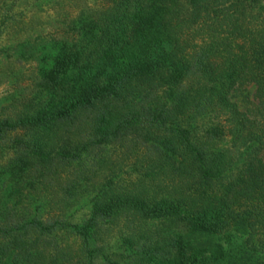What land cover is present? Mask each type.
Listing matches in <instances>:
<instances>
[{
  "label": "trees",
  "instance_id": "trees-1",
  "mask_svg": "<svg viewBox=\"0 0 264 264\" xmlns=\"http://www.w3.org/2000/svg\"><path fill=\"white\" fill-rule=\"evenodd\" d=\"M97 9L16 52L0 264H264V0Z\"/></svg>",
  "mask_w": 264,
  "mask_h": 264
},
{
  "label": "rangeland",
  "instance_id": "rangeland-1",
  "mask_svg": "<svg viewBox=\"0 0 264 264\" xmlns=\"http://www.w3.org/2000/svg\"><path fill=\"white\" fill-rule=\"evenodd\" d=\"M103 0H20L10 12L11 18L0 25V117L1 109L16 99L23 100L33 94L38 61H17L15 55L22 43L32 47L46 45L55 31H63L67 22L89 11L98 10ZM11 0H0V17ZM5 113V112H4ZM0 158V165L5 160ZM44 194V193H43ZM41 200V199H40ZM73 221L84 219L78 213ZM222 264H225L223 262Z\"/></svg>",
  "mask_w": 264,
  "mask_h": 264
}]
</instances>
